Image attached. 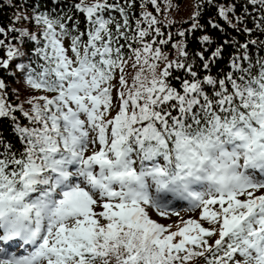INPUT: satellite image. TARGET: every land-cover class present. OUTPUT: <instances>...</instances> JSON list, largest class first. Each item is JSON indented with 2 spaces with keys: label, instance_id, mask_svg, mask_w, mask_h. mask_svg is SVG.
Wrapping results in <instances>:
<instances>
[{
  "label": "snow or ice",
  "instance_id": "obj_1",
  "mask_svg": "<svg viewBox=\"0 0 264 264\" xmlns=\"http://www.w3.org/2000/svg\"><path fill=\"white\" fill-rule=\"evenodd\" d=\"M244 5L237 14V0H224L217 15L251 36L248 13H259L254 27L264 34V0ZM71 7L72 15H34L41 27L19 30L20 46L0 39V70L15 63L42 93L26 109L8 102L0 79V121L19 142L0 133V264H264V58L254 64L249 52L264 41L205 47L196 53L201 76L180 59L188 56L183 41L173 45L177 59L162 52L171 37L157 39L152 13L142 11L129 35L132 0ZM30 41L31 51L22 50ZM200 41L213 43L209 35ZM225 44L235 48L230 70L212 75ZM181 201L199 217L175 230L152 217L178 216Z\"/></svg>",
  "mask_w": 264,
  "mask_h": 264
},
{
  "label": "trees",
  "instance_id": "obj_2",
  "mask_svg": "<svg viewBox=\"0 0 264 264\" xmlns=\"http://www.w3.org/2000/svg\"><path fill=\"white\" fill-rule=\"evenodd\" d=\"M188 1H193L191 4ZM78 2V0H58L54 3L53 0H0V27H8L6 30L15 28L17 31H10L7 35L0 34V39H5L6 41L17 46H20L21 41L15 39L19 36V30H26L28 32L37 33L39 31L40 25H37L32 19L34 15L38 12H49L56 14L58 12H66L72 15L74 10L72 9V4ZM121 4L125 3V0H120ZM220 3H224V0H157L159 5V11L156 10V6H153L148 0H132V7L129 11L130 18V32L129 35L134 34L136 28V20H141L143 22L144 18L141 15L142 11H148L156 17L158 23L154 27H159L161 30V35L157 37L158 40H168L169 36L171 39L167 44L158 45L162 52L167 54L169 60H174L178 58L177 49L173 45L179 41H183L185 44V50L188 53L186 58L180 57V59H186L188 63L193 64V70L197 71L201 76L205 74L203 69V62L196 56V53L202 51L205 47L210 50H214L220 44H224L226 39L232 40V44L244 43L246 40H257L264 41V34L257 31L254 27V21L260 15L259 13H248L247 26L253 28V34L251 36H245L243 33H238L232 28L228 27L217 15V7ZM141 4L144 8H141ZM200 6L199 8L197 6ZM241 5H244V0H237L236 12L239 14L242 9ZM247 7V5H244ZM198 11L199 15L195 21L192 19L193 12ZM118 19L119 13H112ZM20 16V19H17ZM24 17H28L25 19ZM76 22L81 25V30H83L84 19L80 14H76L74 17ZM210 21H215L217 24L222 25L223 30L219 28H214ZM196 22L201 27L190 31L192 24ZM142 27H147L146 23L141 24ZM184 32V36H180L179 33ZM156 35L153 31L149 37L146 39L151 40V36ZM203 35H209L213 43L202 44L200 37ZM70 38V37H69ZM121 43H125L121 40ZM35 42H28L24 45V51L30 52ZM140 45L133 43V47H139ZM235 48L231 45L225 44L224 52L220 59H218L210 68V73L216 75L218 73H227L230 63V58L233 55ZM125 59L131 56V50L127 48L124 49ZM249 52L252 56L253 63L255 61L264 58V44L257 43L256 45H251ZM211 51L205 53V56H209ZM23 62L25 64L29 63L27 59L18 60L17 63ZM131 63V61H129ZM165 61H160L159 65L162 68ZM247 66V62H244ZM35 67V65H33ZM258 70V66H256ZM159 71V69H158ZM125 74L129 83H131V78L135 74V69L126 67ZM175 75L184 76L183 72H175ZM0 79H3L7 85V100L12 104H23L27 109L29 105L25 103L30 96L39 95L42 93L31 89L25 82L23 76L16 70L15 63L8 71L0 70ZM115 83V81H114ZM176 84V81H173ZM179 85L177 84V87ZM47 95H53L52 93H43ZM19 115V113H17ZM0 133H3L6 137L13 139L17 146H19L18 140L12 136L11 128L9 127V121H0ZM213 240L215 239L212 238ZM212 240H210V243ZM189 264H204L203 258H194Z\"/></svg>",
  "mask_w": 264,
  "mask_h": 264
},
{
  "label": "rangeland",
  "instance_id": "obj_3",
  "mask_svg": "<svg viewBox=\"0 0 264 264\" xmlns=\"http://www.w3.org/2000/svg\"><path fill=\"white\" fill-rule=\"evenodd\" d=\"M190 2L191 4H193L192 2L193 1H188ZM68 39L65 38V44L67 45L68 44ZM92 149L90 148L89 149V152L91 151ZM99 210V209H98ZM175 211H177L179 213V215H172L168 218H161L159 216H157L155 214V212H152V217L156 220H158L160 223L162 224H171L172 225V228H175L176 227V222L178 220H181V219H188L189 217H192V218H198L199 217V211L196 210V211H192V210H189L188 209V205L186 203H179V202H176V207H175ZM178 223V222H177ZM206 225V224H205ZM175 230V229H174Z\"/></svg>",
  "mask_w": 264,
  "mask_h": 264
}]
</instances>
